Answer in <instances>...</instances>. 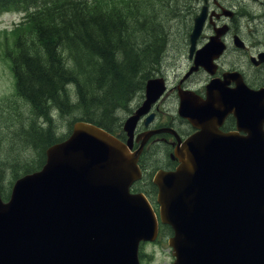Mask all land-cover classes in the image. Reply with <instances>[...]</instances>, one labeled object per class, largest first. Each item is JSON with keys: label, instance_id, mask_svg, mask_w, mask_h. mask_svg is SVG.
Masks as SVG:
<instances>
[{"label": "water", "instance_id": "obj_1", "mask_svg": "<svg viewBox=\"0 0 264 264\" xmlns=\"http://www.w3.org/2000/svg\"><path fill=\"white\" fill-rule=\"evenodd\" d=\"M205 16L204 9L195 18L192 51ZM220 50L210 43L197 53L196 64L211 65ZM162 90L157 81L148 82L146 101L127 120L126 131ZM208 95L193 111L182 105L181 114L200 132L177 149V170L155 179L162 220L175 230L174 264H264L260 93ZM230 112L248 136L218 130ZM219 113V124L208 122ZM46 154L43 169L19 180L8 204L0 197V264H139V242L153 238L157 222L146 199L129 193L138 155L85 122Z\"/></svg>", "mask_w": 264, "mask_h": 264}, {"label": "trees", "instance_id": "obj_2", "mask_svg": "<svg viewBox=\"0 0 264 264\" xmlns=\"http://www.w3.org/2000/svg\"><path fill=\"white\" fill-rule=\"evenodd\" d=\"M154 1L171 17L178 14L173 5L177 0ZM15 5L31 9L27 31L17 36L16 52H9L20 96L41 116L55 109L69 114L80 108L83 120L112 131L116 109L126 108L144 88L157 62L144 52L152 48L151 42L143 46L129 41L127 33L132 34L135 22L139 26L142 22L121 11H107L92 0H0V9ZM161 37L152 40L156 49L152 57L161 48ZM69 85L75 88V103ZM27 136L42 149L62 140L52 126L32 124Z\"/></svg>", "mask_w": 264, "mask_h": 264}, {"label": "flooded vegetation", "instance_id": "obj_3", "mask_svg": "<svg viewBox=\"0 0 264 264\" xmlns=\"http://www.w3.org/2000/svg\"><path fill=\"white\" fill-rule=\"evenodd\" d=\"M203 7L207 8L208 15L193 54L186 40L173 56L172 67L161 68L159 76L164 78L167 92L151 107L149 115H153L152 119L147 122L143 117L137 126L134 150L139 148L148 132L163 131L147 139L139 159L143 177L152 172L157 155L162 156L161 169H174L177 162L172 152L178 138L184 141L197 131L188 119L179 114L181 94H190L204 102L207 91H264V0H198L197 7L192 10L197 13ZM215 34L223 43L224 50L214 61L217 66L214 73L204 67L191 72L195 54ZM213 80L221 81L224 87L209 90L208 85ZM236 123L234 114H229L220 129L225 133L234 132ZM149 184L143 180L134 187L148 192L152 188Z\"/></svg>", "mask_w": 264, "mask_h": 264}, {"label": "rangeland", "instance_id": "obj_4", "mask_svg": "<svg viewBox=\"0 0 264 264\" xmlns=\"http://www.w3.org/2000/svg\"><path fill=\"white\" fill-rule=\"evenodd\" d=\"M107 10L120 9L134 21L142 22L143 31L140 33L145 44L151 42V27L154 23H163L161 29L166 32L165 55L176 52L182 43V22H170L171 16L159 7L154 0H95ZM186 0L180 1V5ZM23 14L4 11L0 13V187L6 191L11 188L12 181L25 170L39 165L41 149L27 141L26 134L34 124L39 128L44 124L55 123L59 135L71 132L70 126L76 119L82 117L80 111L63 115L52 112L51 120L37 115L30 104L17 95L15 76L11 59L7 51L13 50L17 38L15 24L19 23ZM11 25V26H10ZM10 26V27H9ZM9 27V28H8ZM169 62V61H168ZM172 60L170 61V63ZM73 88L71 87V92ZM136 102L132 105L134 106ZM72 128V127H71ZM26 138V139H25ZM168 239L160 240L156 246H146L141 250L142 264H172L174 257L167 243Z\"/></svg>", "mask_w": 264, "mask_h": 264}, {"label": "bare ground", "instance_id": "obj_5", "mask_svg": "<svg viewBox=\"0 0 264 264\" xmlns=\"http://www.w3.org/2000/svg\"><path fill=\"white\" fill-rule=\"evenodd\" d=\"M26 139V138H25Z\"/></svg>", "mask_w": 264, "mask_h": 264}]
</instances>
